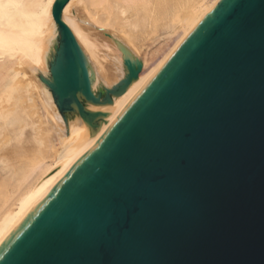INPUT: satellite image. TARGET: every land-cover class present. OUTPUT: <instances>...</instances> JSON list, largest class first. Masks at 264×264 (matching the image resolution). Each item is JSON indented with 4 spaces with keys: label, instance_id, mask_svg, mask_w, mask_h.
I'll use <instances>...</instances> for the list:
<instances>
[{
    "label": "water",
    "instance_id": "obj_1",
    "mask_svg": "<svg viewBox=\"0 0 264 264\" xmlns=\"http://www.w3.org/2000/svg\"><path fill=\"white\" fill-rule=\"evenodd\" d=\"M48 60L67 120L95 129L0 237V264H264V0H217L137 89H91L61 19ZM125 53V50H123Z\"/></svg>",
    "mask_w": 264,
    "mask_h": 264
},
{
    "label": "bare ground",
    "instance_id": "obj_2",
    "mask_svg": "<svg viewBox=\"0 0 264 264\" xmlns=\"http://www.w3.org/2000/svg\"><path fill=\"white\" fill-rule=\"evenodd\" d=\"M56 1L0 0V47H15L30 57H35V47L37 52L39 49L37 57L44 62L41 78L35 72L24 75L17 51L0 50V237L95 130L76 108L65 120L44 81L49 79L48 60L58 44L51 28L55 27L60 37L54 15ZM216 1H66L61 19L86 57L94 93L100 87L111 88L125 76V57L142 62L137 78L123 93L112 96L110 103L84 100L88 111L104 114L99 125L129 98ZM41 26L45 32L39 31ZM43 36L47 39L42 43ZM148 40H170L152 64V47L149 60L141 55Z\"/></svg>",
    "mask_w": 264,
    "mask_h": 264
},
{
    "label": "rangeland",
    "instance_id": "obj_3",
    "mask_svg": "<svg viewBox=\"0 0 264 264\" xmlns=\"http://www.w3.org/2000/svg\"><path fill=\"white\" fill-rule=\"evenodd\" d=\"M39 31L40 32L41 31L45 32V27L41 26ZM50 33L54 36L55 44H57L58 41H59V35H58L57 31L55 30V27H54V29L51 28ZM48 37H49V35H48ZM41 38H42L41 42L43 43L44 40L47 39V36L45 38H44V36L41 37ZM148 41L145 42V44L141 48V50L142 49L144 50V52L141 51L143 53V54L141 53V55L144 58L148 59V55L150 54L149 55V59H150L149 64H152V62L158 57L157 55H159L160 53L163 52V50L166 48V46H167L168 42H170V40H167V43L165 42L166 44L164 43V41H162V43H161L160 40L159 41L158 40H156V41L153 40L154 43L152 42V40H148ZM157 41L160 42V43H158ZM150 43L151 44L153 43V44L150 45ZM155 47H157L156 49L159 52V53L157 52V54H154L156 52ZM150 48L153 50V52H152V50ZM0 50H8V51L9 50H15V51H17V55H18L17 56V62H18V65L21 66V68H22L21 70H22L23 74L27 75V73L35 72V74L38 76V78H41V73L39 71L42 68V66L44 65V62L41 60V57H37L38 53H39V49H38V52H37L36 48L34 47L35 57H30V55L28 53H26L25 51H22V50H18L15 47H0ZM149 50H151V52L153 53V56H152V53H149L150 52ZM41 86L44 87L43 85H41ZM48 93L50 94V97H51L50 90L48 91Z\"/></svg>",
    "mask_w": 264,
    "mask_h": 264
}]
</instances>
